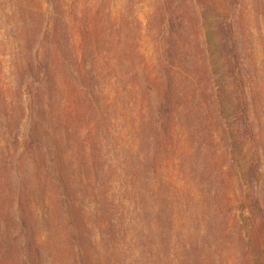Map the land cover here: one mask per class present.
Returning a JSON list of instances; mask_svg holds the SVG:
<instances>
[{"label":"rangeland","instance_id":"1","mask_svg":"<svg viewBox=\"0 0 264 264\" xmlns=\"http://www.w3.org/2000/svg\"><path fill=\"white\" fill-rule=\"evenodd\" d=\"M0 264H264V0H0Z\"/></svg>","mask_w":264,"mask_h":264},{"label":"trees","instance_id":"2","mask_svg":"<svg viewBox=\"0 0 264 264\" xmlns=\"http://www.w3.org/2000/svg\"><path fill=\"white\" fill-rule=\"evenodd\" d=\"M251 168H252V167H251ZM251 168L249 169L248 173H249V175H251V181H252V180H253L252 177H253V172H254V171H253V169H251ZM255 200H256V199H255ZM255 203H256V201H255ZM254 206H255V205H254ZM255 207H256V206H255ZM219 220H220V219H219ZM23 259H24V257H23Z\"/></svg>","mask_w":264,"mask_h":264}]
</instances>
